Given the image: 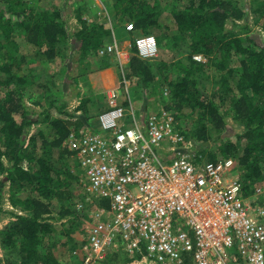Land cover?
<instances>
[{
    "label": "trees",
    "instance_id": "trees-1",
    "mask_svg": "<svg viewBox=\"0 0 264 264\" xmlns=\"http://www.w3.org/2000/svg\"><path fill=\"white\" fill-rule=\"evenodd\" d=\"M36 1L0 0V206L8 186L12 209V219L0 231V248L9 264H60L54 251L69 243V250L75 247L72 236L83 215L74 208L81 198V183L66 145L69 132L84 124L82 112L71 121L82 110V101L60 117H50L47 111L41 118L33 117L26 96L34 88L52 90L56 84L41 83L33 69L21 71L29 61L20 53L17 40L22 38L48 62L62 60L65 78L71 63L64 61L70 52L78 55L80 64L110 43L112 33L116 37L101 23L81 20V13L77 14L80 26L71 32L62 9L38 7ZM166 1L176 27L172 46L180 56L174 62L141 60L132 39L125 77L134 79L143 91L157 84L164 91V109L175 122L184 117V108H191L192 138L206 143L216 136L217 154L238 164L244 194L249 195L255 187H264V43H257L259 35L252 32L248 17L259 21L264 32V0L248 4L240 0ZM111 8L117 25L123 20L132 24L129 34L151 35L154 28H161L164 9L159 0H112ZM155 39L158 43L159 38ZM194 55H202L205 62L195 61ZM100 61L103 68L115 64L107 54ZM58 98H49V106ZM227 112L242 127L240 133H233L234 141L221 135L228 127ZM39 124L48 126L47 135L37 128ZM37 142L44 157L30 149ZM215 154L211 152L207 160L217 161ZM92 206L107 204L95 199ZM62 220L66 226L58 232L54 223ZM125 256L112 253L107 258ZM183 264H192L191 258L186 257Z\"/></svg>",
    "mask_w": 264,
    "mask_h": 264
},
{
    "label": "built area",
    "instance_id": "built-area-1",
    "mask_svg": "<svg viewBox=\"0 0 264 264\" xmlns=\"http://www.w3.org/2000/svg\"><path fill=\"white\" fill-rule=\"evenodd\" d=\"M133 42L141 60H154L153 35ZM102 51L116 59L121 78L105 89L97 121L67 136L81 183L74 208L86 221L70 257L78 264H101L110 253L135 259L128 264H183L186 257L192 264H264V187L245 195L238 164L207 160L164 109L136 116L125 77L129 52L113 33ZM95 199L107 206L93 208Z\"/></svg>",
    "mask_w": 264,
    "mask_h": 264
},
{
    "label": "rangeland",
    "instance_id": "rangeland-1",
    "mask_svg": "<svg viewBox=\"0 0 264 264\" xmlns=\"http://www.w3.org/2000/svg\"><path fill=\"white\" fill-rule=\"evenodd\" d=\"M245 1L247 4L250 3L251 0H240ZM161 9H164V13L159 18V22L161 24V28L157 29L154 28L151 32L155 38H159L157 43V55L154 58V61H165V62H174L180 56V54L173 49V36L176 32V27L172 22V18L169 15V8L170 4L166 0H159ZM36 5L42 8H49L50 6L58 7L63 11V17L66 19V25L69 31H74L77 27L80 26V23L77 20V14L81 13V20H87L89 18L93 19L95 22L101 23L107 28L108 20L111 23V29L115 33V36L124 37L126 38L129 43L131 40L138 34L136 32L130 33L125 30L124 24L128 22H124L125 20L121 21L118 25L114 20L112 8V0H38L36 1ZM101 8L106 12L107 16L101 13ZM105 16V17H103ZM248 23L253 33H257L259 35L257 43L261 44L264 43V32L262 31L259 21H255L250 15L248 17ZM229 27V25H227ZM18 38L21 36L18 34ZM20 43V53L26 57L28 60V64H22L20 67L21 71L26 73L31 69L34 70V75L39 77V81L41 83H45L50 81L54 84V88L52 90H45V89H37L34 88L33 92L25 98L26 105L32 112L34 116L42 117V114L47 111L50 117H60V113L64 111L73 112L81 103L80 107H82L81 112L86 115V117H90L89 122L95 123L97 121L96 112L100 111L102 107V97L103 93H101L107 85H109L110 81L114 82L115 79L112 77H116L119 75L120 78V69L118 67L116 59L112 57V64L107 68H103L104 64L101 63L100 58L105 56L106 54L101 50L95 56L88 57L79 64L77 59L78 55L76 53H69L71 56L68 60L64 61V64L71 63L70 65V72L62 78V73L64 74L65 68L63 67V61L57 60L56 62H48L44 60L42 57L37 56L35 54V50L29 47L23 40L18 39ZM130 50V47H129ZM130 54V51H129ZM115 60V61H114ZM127 71V69L125 70ZM126 73V72H125ZM127 74V73H126ZM119 80V79H118ZM63 85V86H62ZM61 89V90H60ZM129 92L131 96L132 105L134 107V111L136 116L145 117V113L147 112H154L160 109H164L165 104V95L164 91L160 90L156 86L153 88H148L147 90L143 91L142 89H137L136 81L131 79L129 81ZM101 96V97H100ZM54 97H59L57 102L54 106H49L48 99H53ZM49 99V100H50ZM86 111V113L84 112ZM165 110V109H164ZM182 117L180 120L175 122L173 115H168L175 126L181 131V133L187 137V139L191 140L195 144V148L201 152L206 159L211 154V152L216 153L215 157L220 160L219 154H217L220 145L217 142L216 136H212L209 141L206 143H199L196 142L192 137L191 131L194 125V116L192 115L191 108L186 107L182 110ZM45 115V114H43ZM226 121L228 127L223 134V138H227L230 141H234L233 133H240L242 131L241 125L236 122L231 113L227 112ZM39 130L42 131L45 135L49 133L48 126L46 124H39L37 126ZM34 127L30 130L32 132ZM33 154L37 156L44 157L43 150L40 146V142L32 147H30ZM8 186L4 188L3 191V198L1 201V210H0V231L3 226L10 221L11 214L10 208L8 204ZM76 198V196H75ZM261 204L264 205V194L261 197ZM84 218H81L79 221L78 230L72 238L75 240L78 237V234L82 231V227L85 225ZM66 223L59 224L54 223V227L56 231L60 232ZM70 244V243H69ZM66 244L65 246H59L55 249V256L56 259L60 264H78L76 260H74L69 255V247L70 245ZM112 254V253H110ZM107 254L105 259L101 262V264H128L133 262L135 259L130 258L128 256L125 257H117V258H107ZM130 261V262H128ZM9 260H7V256L4 251L0 248V264H9Z\"/></svg>",
    "mask_w": 264,
    "mask_h": 264
},
{
    "label": "crops",
    "instance_id": "crops-1",
    "mask_svg": "<svg viewBox=\"0 0 264 264\" xmlns=\"http://www.w3.org/2000/svg\"><path fill=\"white\" fill-rule=\"evenodd\" d=\"M117 39L120 40V41L122 42L123 50L129 52L130 43H129L127 40H125L126 38H124V37H118ZM112 78L115 79V81H114V82H111V81H110L109 85H107V86L105 87V89L116 86L117 83H118V81H119L118 79H120V78H119V75H117L115 78H114V77H112ZM105 89H104L101 93H104ZM100 97H101V96H100ZM101 100H102V102H101L102 107H101L100 111L96 112V115H97L99 112H101V111L106 107V105H105V100H104V96L102 97ZM80 112H81V111H80ZM83 117H84V123H87V122H88V123H93V122H89V121H90V117H88V116L86 117V115H84ZM70 251H71V249L69 250V254H70Z\"/></svg>",
    "mask_w": 264,
    "mask_h": 264
}]
</instances>
